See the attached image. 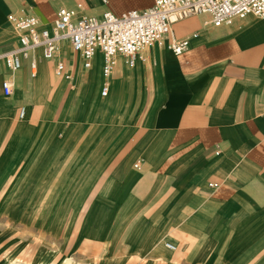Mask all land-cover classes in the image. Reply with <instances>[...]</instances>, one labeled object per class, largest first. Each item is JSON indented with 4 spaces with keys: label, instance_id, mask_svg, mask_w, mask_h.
<instances>
[{
    "label": "crops",
    "instance_id": "obj_1",
    "mask_svg": "<svg viewBox=\"0 0 264 264\" xmlns=\"http://www.w3.org/2000/svg\"><path fill=\"white\" fill-rule=\"evenodd\" d=\"M152 3L0 0V51L18 45L10 13L51 28L60 7L100 17ZM173 30L189 40L181 53L154 46L132 66L118 57L106 79L100 53L85 69L67 41L70 80L40 49L30 53L34 76L29 59L11 71L0 58V217L29 229L33 264L227 261L228 244L264 226L248 223L264 209V19L214 27L190 16ZM149 75L153 98L138 127ZM95 114L100 123L87 124Z\"/></svg>",
    "mask_w": 264,
    "mask_h": 264
},
{
    "label": "built area",
    "instance_id": "obj_2",
    "mask_svg": "<svg viewBox=\"0 0 264 264\" xmlns=\"http://www.w3.org/2000/svg\"><path fill=\"white\" fill-rule=\"evenodd\" d=\"M80 7V5H78ZM190 16L203 17L204 25H230L235 19L254 16L264 19V0H153L150 7L134 9L115 15L109 10L100 17L80 14L77 9L60 7L51 28H42L35 15L8 14L7 20L18 35V45L0 51V58L11 71L21 68L29 59L30 75H35L36 61L30 53L40 48L44 59L53 60L57 77L70 80L71 73L60 57L61 42L67 41L71 50L82 58V66H91L93 57L102 56L101 72L106 79L112 73L118 57L129 66L136 60L144 61L146 51L154 46L167 47L177 55L189 45L188 38H178L173 25ZM5 95L13 93L14 82L7 78L1 83ZM107 83L101 95L107 93ZM24 108L19 109V116ZM167 248L175 247L166 243Z\"/></svg>",
    "mask_w": 264,
    "mask_h": 264
},
{
    "label": "rangeland",
    "instance_id": "obj_3",
    "mask_svg": "<svg viewBox=\"0 0 264 264\" xmlns=\"http://www.w3.org/2000/svg\"><path fill=\"white\" fill-rule=\"evenodd\" d=\"M151 59L152 57H150L148 59V62H146L148 67V74H150L151 69L153 68ZM143 82L145 94L143 106L141 107L140 113L136 117V124H138V127L142 126L143 117L146 114L149 103L153 98V84L150 75L149 77L145 78ZM98 93L99 90L97 92V98L99 99L100 97ZM94 110L96 112V109ZM95 115L91 117L92 119H90V117L88 116L86 119V123L89 124L92 123V121L94 122V124L100 123L101 117L98 120L99 115ZM63 186V181H59L58 187ZM248 219L252 218L249 216ZM257 219L258 220H256L255 222L250 221L248 223L264 225V209L258 212ZM1 221L3 220H1L0 217V264H33L34 250L31 241V234L28 233L29 229L4 227V223ZM230 229L234 230L232 228ZM22 231H24V233H22ZM228 237H230V234H228ZM18 240L19 242H16ZM238 240L239 242L228 244L227 261L223 259L209 260V262L205 261L204 264H264V226L245 228L243 237H239ZM18 246L20 247L19 249ZM239 256L243 258H237ZM44 262L45 261H42L36 264H43ZM73 263L74 261H69V264ZM190 263L198 264V262L194 261Z\"/></svg>",
    "mask_w": 264,
    "mask_h": 264
},
{
    "label": "bare ground",
    "instance_id": "obj_4",
    "mask_svg": "<svg viewBox=\"0 0 264 264\" xmlns=\"http://www.w3.org/2000/svg\"><path fill=\"white\" fill-rule=\"evenodd\" d=\"M36 49H40L39 47L38 48H36ZM126 62V61H125ZM126 64H127V62H126ZM36 72V71H35ZM165 245H166V243H165Z\"/></svg>",
    "mask_w": 264,
    "mask_h": 264
}]
</instances>
